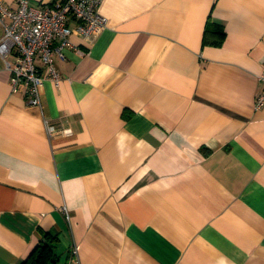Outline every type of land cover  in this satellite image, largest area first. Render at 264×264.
I'll return each instance as SVG.
<instances>
[{"label": "crops", "instance_id": "obj_1", "mask_svg": "<svg viewBox=\"0 0 264 264\" xmlns=\"http://www.w3.org/2000/svg\"><path fill=\"white\" fill-rule=\"evenodd\" d=\"M99 12L91 43L71 25L39 106L0 59V264L47 233L58 264L73 243L79 264H264V0ZM206 23L218 45L202 44Z\"/></svg>", "mask_w": 264, "mask_h": 264}, {"label": "built area", "instance_id": "obj_2", "mask_svg": "<svg viewBox=\"0 0 264 264\" xmlns=\"http://www.w3.org/2000/svg\"><path fill=\"white\" fill-rule=\"evenodd\" d=\"M15 8L0 2V59L10 73L13 93L23 88L28 104L40 105V92L48 80L58 86L61 76L53 57L63 59V49L70 46L71 25L81 38L91 43L105 27L106 19L99 12L101 0H60L33 8L28 0H14ZM260 90L254 108L264 107V72L259 76ZM62 211L68 220L64 208ZM79 246L67 250V264H79Z\"/></svg>", "mask_w": 264, "mask_h": 264}, {"label": "trees", "instance_id": "obj_3", "mask_svg": "<svg viewBox=\"0 0 264 264\" xmlns=\"http://www.w3.org/2000/svg\"><path fill=\"white\" fill-rule=\"evenodd\" d=\"M223 36L224 32L220 26H217L216 30H213L209 23H206L202 35V44L218 45ZM56 243V235L45 234L44 239L34 247L22 264H58V255L54 252Z\"/></svg>", "mask_w": 264, "mask_h": 264}]
</instances>
